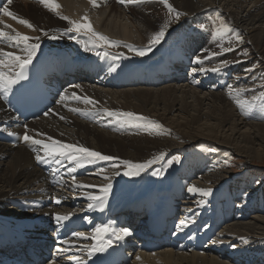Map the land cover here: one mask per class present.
<instances>
[{"label": "bare ground", "instance_id": "6f19581e", "mask_svg": "<svg viewBox=\"0 0 264 264\" xmlns=\"http://www.w3.org/2000/svg\"><path fill=\"white\" fill-rule=\"evenodd\" d=\"M170 2L188 15L181 17L177 24L168 30V34L162 42L170 37L171 31L185 21L186 17L217 11L228 18L229 21L226 20V17L223 18L225 22L234 23L235 26L231 27L235 31L228 32L223 39H214L212 36L208 38L207 45L203 47L199 45L198 37L191 36L190 52L197 54L200 49L220 51L219 44H223L225 47L231 46L233 51L221 53L208 62L215 65L214 62L228 60L227 67H235L238 63L232 62L239 61L240 58L244 57L243 52V55L239 54V50L243 47L241 46L242 43L234 40L235 32H238L250 36L248 40L261 47L260 51L256 50L255 53L262 55V59L264 58V0H170ZM59 3L62 5L61 13L66 16L70 15L72 19H79L85 13L87 15L96 13L92 20L105 36L120 40L121 44L116 47L117 51L126 55L130 54L126 51L129 48L124 47L125 44L132 46L131 43H135L147 46L150 36L158 31V26L168 18L166 9L157 0H152V3L138 4L140 8L149 10V15L139 14L135 7L136 11H131L133 18L126 14V6L120 4L118 0H99V7H92L88 0H59ZM9 9L18 18L28 19L37 29H43L50 35L53 34L56 27L63 30L67 26L66 21L59 19L45 9L38 0L13 1L9 5ZM0 21L3 22L0 27L7 24L27 35H40L41 48L37 54L56 43H61L70 48L77 56L89 53L84 48L88 39L83 34H80L78 39L72 33L64 35L60 39L51 40L44 37L42 32L32 31L10 17L2 15ZM136 25H140L141 28ZM97 27L94 26L96 31ZM4 30L11 31L8 28ZM179 30L181 33L184 32L182 27ZM177 31L173 35L177 34ZM240 46L241 48H239ZM0 48H4L5 51L19 52V49L9 47L3 42H0ZM91 52L95 56L104 54L100 48ZM109 59L120 63L117 65L118 67L114 66L117 67L116 71L119 77L129 75L143 78L139 68H136L133 62L127 63L129 69L126 70V60L120 53H111ZM248 64L251 65L250 69L257 66V62L246 63V65ZM197 67L194 65L195 69ZM196 77L199 79L196 80ZM206 80L211 83L205 85ZM223 82L224 78L220 76L212 78L200 73L195 78L193 77L190 84L197 88L204 89L206 86L207 89L214 90V87L216 89ZM91 86L87 90L93 92V100L100 104H96L93 108L92 105H86L82 101L72 99L73 92L81 97L83 94L75 88H70L71 85H66L63 95L66 94L69 99L57 103L59 98L55 103L57 108L53 109L49 116L39 122L26 124L29 134L46 141L47 137L51 136L64 143L82 144L103 154L133 162L148 154L157 155L162 151L169 154L179 155L182 153L184 155L185 148L181 144L184 138L195 140L206 137L216 140L219 144L232 146L240 155L246 156L252 162L262 163L264 158V124L258 122L264 121V102L260 100L253 104L247 114H243L235 100L234 103H230L218 92L207 95L200 90L189 89L185 85H169L160 88H128L116 90V92L102 89L96 83ZM101 103L110 107L112 111H131L148 117L150 121L163 125L164 131L177 132L183 137V140L175 141L173 138H164L162 134H156L159 131L155 130L146 131L147 125L145 127L130 126L127 123L116 121L100 110H96L101 108ZM70 108H80L86 114L81 115L79 112H72ZM174 112L177 113L173 116ZM241 114L247 116V120ZM61 116L65 119H60ZM128 128L131 129L129 135ZM25 130V127L17 124L15 117L6 110L5 97L0 95V224L5 225L3 228L0 226V236L5 235V231L9 228L21 229L25 231L28 237L41 235H43L42 237L45 235L52 237L60 232L65 235L68 234L67 240L75 241V244L63 247V252L66 251L68 255L65 257L56 256L54 258L55 264H75V261L69 259L73 256L82 257L83 264H91V260L88 259L83 250V245L91 244L93 241L77 239L72 236V233L83 232L91 236L93 227L101 223H111L116 228L127 227L133 230L132 227L138 223L142 215L140 218H131L132 214L146 213L149 209L146 204L150 198L153 199V197H149L145 201L144 198H139L146 195L138 192L140 190L139 180L142 179L143 175L128 178L123 175V166L115 169L112 167L114 162L106 161L85 165L71 175L67 169L74 167V165L67 160L60 164L55 162L37 163L35 155L37 151H40V146L26 144L6 136V133L12 131L23 136ZM132 131L137 132V134ZM147 134L152 135L146 136ZM183 155L182 157H184ZM211 166L212 164L207 162L203 156H197L194 159L184 158L177 169L178 173L167 175L166 178L163 177L164 179L154 189L161 190L170 185H176L182 215H184L182 220L189 221L188 226L184 228L185 230L194 223L193 221L208 203L222 201L224 198L226 202L222 203L232 215L231 224L224 229V232H228L229 235H222L224 238L233 235L231 237L234 241L228 246L221 243L210 245L215 229L211 223H206L198 237L202 239L200 246L195 248L191 244L183 246L178 250V254L170 250H162L164 248L155 253H141L139 255L141 259L131 264H264V191L259 193L257 200H250L251 195L246 191V187L249 186L245 184L238 186V182L229 181L222 182L223 185L218 182L220 188L213 186L212 180H215L216 175L210 173L211 177L209 176ZM101 168L105 171L103 174H98V170ZM117 170L120 171V175L114 174ZM72 175L76 176L77 182L86 185L100 186L111 182L112 189L103 211L98 208L88 210L89 201L84 196L85 192L99 194V188H74ZM234 182L235 188L232 193L228 188L229 183ZM247 184L251 185L249 182ZM190 185L204 189L212 188L213 192L210 196L204 197L199 193L189 192L188 187ZM70 195L73 197L71 198ZM57 199L61 201L60 204L55 203ZM190 201H195L192 206L196 208L195 210L188 207ZM246 201L248 203L245 204ZM255 206L262 207L259 208L258 212L251 213L254 212ZM127 207H131L129 212H126ZM235 209H238L240 214H244V216L240 218L233 212ZM69 212L73 213L71 218L58 224L54 214L64 215ZM140 226H148L145 216L142 218ZM258 230L263 231L260 234L262 237L254 235V231L257 232ZM136 232L127 237V240L131 239L133 235H137ZM191 232H195V229H192ZM251 245L252 247H250ZM6 251L5 243L0 242V262L3 260V252ZM244 260L247 262L245 263Z\"/></svg>", "mask_w": 264, "mask_h": 264}, {"label": "snow or ice", "instance_id": "6c2138e0", "mask_svg": "<svg viewBox=\"0 0 264 264\" xmlns=\"http://www.w3.org/2000/svg\"><path fill=\"white\" fill-rule=\"evenodd\" d=\"M38 2L49 12L53 13L59 19L66 21L67 26L63 28V30H53V34H49V32L44 31L43 29H37L35 25H33L28 19H20L17 15L9 9V5L13 3V0H6V3H3V6L0 7V14L5 17H10L13 20H16L19 24L26 26L28 29L32 31H40L42 32L44 37H47L51 40H57L62 38L64 35L75 33L77 35L83 34L88 37L87 43L84 45L85 51H94L96 48H109V47H119L120 41H113L109 39V37L103 35L102 33L95 30L93 24L87 13L81 16L79 19H72L69 16L63 15L60 11L62 5L59 3V0H38ZM118 2L124 6L128 5H138L145 3L146 0H118ZM158 3L163 5L166 9L167 19L159 27V30L154 32L148 41V45L142 48H133L131 45H125L128 47L130 51H134L136 56L143 57L151 52L157 45L161 44V42L165 39V36L171 27L173 21H179L181 17L187 16L188 13L183 12L177 9L170 0H157ZM88 3L92 7H99V0H88ZM3 22L0 21V24ZM201 29H204L205 26L201 24L199 26ZM8 28L11 31H5L4 29ZM235 30L225 22L222 18L219 19V26L212 33L214 39H223V37L228 32H234ZM75 38V37H72ZM234 40L239 43H243V36L238 32H235ZM0 42L7 44L9 47L19 49V52L16 51H5L4 48H0V95L3 97H7L8 94L13 90V88L18 85L22 80H26L27 70L29 66L33 63L34 58L36 57L38 51L41 48V36H30L25 33H22L14 28L11 25L4 24L3 27H0ZM231 45V41L229 42ZM220 51H210L204 50L207 52V56L204 59H211L212 57L219 56L221 53H226L233 51L234 49L231 46L225 47L223 44L218 45ZM108 55L107 52L104 53ZM123 55V54H121ZM247 55V53H244ZM195 62L197 64H202L203 60L201 57H196ZM240 61H233L232 63H239ZM229 64L228 60H221L220 64L212 67L211 69H207L204 67H200L198 69H193V72L199 71L202 73H206L208 71L219 72L223 67ZM117 67H110V72H115ZM253 69H245L246 72L252 71ZM195 82V81H194ZM74 87L79 88L80 85H75ZM244 91L243 89L231 88L229 91L230 98L235 100L237 106L241 109L243 114H247L248 111L253 107L255 101L260 100L264 102V92H261L258 96L254 95L249 100H241L239 98L240 93ZM72 99L82 101L86 105H92L93 108L98 101L93 100L88 96H78L75 92L71 95ZM69 99V97L64 94L61 95L60 100L57 103H61L65 100ZM52 110L49 109V112ZM72 112H79L81 115L86 114L84 110L80 108H70ZM102 111L108 116L113 118L116 121L124 122L129 124L130 126H139L145 127L146 131H162L163 125L152 122L148 117L142 116L135 112L131 111H112L109 109H102ZM47 115V113H45ZM60 119H65V117L61 116ZM111 123V121H110ZM25 127V132L21 139L26 144L37 145L40 146V151H37L35 155V160L37 163L47 164L49 162H55L57 164L62 163L64 160H67L70 164H73L74 167H68L67 171L71 175L77 171L78 168H83L88 164H96L99 161L106 162H114L112 167L115 169H119L123 166V175L133 177L139 176L142 172L148 170L152 165L157 163L160 160H163L165 157L164 152H160L159 155H154L151 159L145 160L143 162H133L128 159L121 160L119 157H115L112 155L103 154L94 149L85 147L82 144L78 143H64L60 140H56L51 136L47 137V141L42 138H37L29 134L27 131V125ZM9 135H16V133L10 132ZM42 135V134H37ZM211 151H215V149H211ZM42 153V154H41ZM174 162L179 163L180 157L176 156L173 160H169L167 163L169 166ZM227 163V161L225 162ZM104 169L101 168L98 170V174H103ZM115 175H120V171L117 170ZM161 171L158 169L152 173V175H160ZM72 185L74 188H99V194H95L93 192H85L84 196L89 201L87 208L88 210L99 209L103 211L107 197L112 189L111 182L106 183L104 185L96 186V185H86L77 182L76 176L72 175ZM105 179H108L105 177ZM188 191L192 193H199L204 197L210 196L213 192L212 188H199L195 185H190L188 187ZM56 204H60L61 201L57 199L55 201ZM203 203V201H201ZM73 213L69 212L67 214L61 215L59 213L54 214V218L57 223H61L63 221H68ZM194 222V221H193ZM189 221L181 220L177 225V229L183 230L187 227ZM132 235V232L127 227L116 228L111 225V223H101L96 224L92 229L91 236L87 235L83 232H73L72 236L77 239L83 240H92L91 244H84L83 250L86 252L88 257H92L97 253H103L107 249L111 248L115 243L124 240L126 237ZM216 241H213L215 243ZM62 244L65 245H74L75 241L63 240ZM64 249H58V251H63ZM72 261H75V264H83L82 257L73 256L69 258ZM137 260H140L141 257L137 256ZM49 264H55V261H50Z\"/></svg>", "mask_w": 264, "mask_h": 264}, {"label": "rangeland", "instance_id": "374dc122", "mask_svg": "<svg viewBox=\"0 0 264 264\" xmlns=\"http://www.w3.org/2000/svg\"><path fill=\"white\" fill-rule=\"evenodd\" d=\"M132 10L136 11V8L133 7ZM128 16L132 17V15H129V14H128ZM224 17H226V16L225 15L222 16L221 14H219L216 11V12H213V14L208 16V18H212V22H210L207 19H205V20L201 19V21L206 23V25L211 27V28H212V26H214V27L216 26L215 28H217L219 26V19L220 18L223 19ZM226 20H228L227 17H226ZM191 21H192L191 18L185 20L186 29H187V26H194L197 23L196 22V23L192 24ZM176 22L177 21H173L172 25L175 26ZM229 25L235 26L234 23H229ZM136 26H138V28H141V27H139L140 25H136ZM171 28H173V26ZM177 32L181 33L180 30H178ZM177 34L171 36L172 42H173V40L175 41V37H177ZM240 35L243 36V43L241 45L243 47L242 48H241V46L239 47V48H241L239 50V54L241 55L243 52V54L247 53V55H244V57L240 58L239 61H242V62H239L237 64L238 66L236 65L235 67H231V68L230 67L228 68L227 66H225L221 69V71L223 72L222 73L223 76H226V77H229L231 75L236 76L234 81H232L231 83L230 82L227 83L226 89L228 90V92L230 91L231 88L243 89L244 91H242L240 93V99L241 100H249L250 99L249 101H251V99L254 95L258 96L261 92H264V60H263L264 58L262 59L261 58L262 55H258L255 53L256 50L260 51L259 49L261 47H259L256 44H253L251 41H249L248 39H250L249 38L250 36H246L244 34H240ZM246 37H248V38H246ZM211 59H209V60H211ZM208 61L203 62V64L208 62ZM250 61L251 62H257V66L252 71L246 72L245 69H250V66H251L249 64L246 65V63H251ZM211 64H213V63H211ZM208 67H210L208 69L212 68V66H208ZM236 68H238V69H236ZM258 78H260V79H258ZM204 93H205V90H204ZM207 95H209V94H207ZM176 113L177 112H174L173 116ZM241 115L243 118H245L247 120V116H245L243 114H241ZM248 120H249V118H248ZM256 122H258V121H256ZM258 123L264 124V121H262V122L259 121ZM169 131L170 132L163 130V132H161V133L157 132L156 134H162L164 138H167V137L173 138L175 141H177L179 139L183 140L182 139L183 137H181L177 132L172 131V130H169ZM148 135L150 136L152 134H147L146 136H148ZM216 142H217L216 140H213V139L211 140V139L206 138V137L195 139V140L184 138L183 142L181 141V144L185 148V153H184V155L182 153L179 155L174 154L175 157L179 156L181 158V160L179 163H176L173 161L171 166H169L167 162L169 160H173L174 155L169 156L168 152L162 151L165 153L164 159L158 161L157 163L152 165L148 170H146L140 174V175L145 176L147 179L146 184H145V188H149L150 186H153L156 182L162 181L164 178H166L167 175H170V174L172 175L174 173L177 174L178 173L177 169L182 164V160L184 158L194 159L197 156H203V158L207 162L212 164L210 172H209V176L211 174H213L214 176L216 175V177H215L216 181L212 180L214 182L213 186L218 187L217 185H218L219 181H221V183L222 182L225 183V181H228L229 179L233 178L234 175H238V178L236 179L239 181L238 184H247L248 182L251 183V185L247 184V186H249V187H246V191L249 195H251L250 200L256 199L258 197L259 193L264 191V158L262 160V163L261 162H252L251 160L246 158V156L240 155L237 150L232 148V146L224 145L222 143L219 144L218 142H217L218 143L217 144ZM178 143H180V142H178ZM211 149H215V151H211ZM159 153L157 155H159ZM182 155L184 157H182ZM153 156L154 155H152V154H148L144 157H141L142 159L138 158V160H136V161L137 162H143L145 160L151 159ZM226 161H227V163H225ZM158 169L161 171L162 174L152 175V173ZM163 174H165V175H163ZM239 175H241V176H239ZM135 177H137V176L128 177V178H135ZM239 177H241V178H239ZM247 178H248V180H246ZM229 189H230L229 191L233 193V191H231V189H234V185L230 184ZM222 202H226V200L224 198H222ZM194 204H195V201H190V203L188 205L193 206ZM261 207L262 206H255L253 209L254 212L252 211L251 213L258 212L259 208H261ZM248 221H246V222H248ZM224 231L222 232V234L229 235L228 232H224ZM261 231L262 230H258L257 231L258 233L256 231H254L255 232L254 235L257 237H260V236L262 237V235H260V234H262L263 231H262V233H261ZM222 234H221L222 240L229 241L231 243L234 241V240H232V237H231L233 235H231L228 238H224ZM234 236H238V235H234ZM236 239H238V238H236ZM238 243H240V242H238ZM250 247H252V245ZM250 247H248V248H250ZM250 249H252V248H250ZM244 262L246 263L247 261L244 260Z\"/></svg>", "mask_w": 264, "mask_h": 264}]
</instances>
